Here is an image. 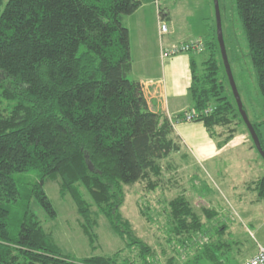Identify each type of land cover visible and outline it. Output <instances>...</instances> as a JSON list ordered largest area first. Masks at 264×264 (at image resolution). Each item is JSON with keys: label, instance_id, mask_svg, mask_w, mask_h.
<instances>
[{"label": "trees", "instance_id": "1", "mask_svg": "<svg viewBox=\"0 0 264 264\" xmlns=\"http://www.w3.org/2000/svg\"><path fill=\"white\" fill-rule=\"evenodd\" d=\"M236 5L264 101V0ZM140 6V0H0V264H132L120 258L126 250H136L140 264H158L121 211L126 186L145 182L146 190L158 191L162 163L181 150L169 118L150 110L132 76L127 19ZM207 38L200 65L199 53L189 52L190 112L200 114L194 122L221 138L222 147L245 123L218 38L212 32ZM251 123L264 149L263 123ZM23 175L37 180L22 182ZM47 182H58L61 197L73 200L92 250L100 216L126 248L113 256L65 254L30 207L36 199L57 218ZM253 186L264 199V176ZM161 213L168 244H196L204 222L185 195ZM203 213L213 219V210Z\"/></svg>", "mask_w": 264, "mask_h": 264}, {"label": "rangeland", "instance_id": "2", "mask_svg": "<svg viewBox=\"0 0 264 264\" xmlns=\"http://www.w3.org/2000/svg\"><path fill=\"white\" fill-rule=\"evenodd\" d=\"M161 2H166L164 9L170 8L171 21L166 20V24L173 31L172 37L177 42H207L208 34L203 33L209 27L217 38L215 0ZM217 2L229 66L250 122L263 123L261 135L264 143V101L251 63L236 0ZM196 53H199L194 55L199 65L208 58V51ZM167 118L174 126L175 120ZM241 133L248 136L244 140L246 144L240 147L244 150H233L209 167L199 165L192 153L188 152L187 145L176 139L181 150L162 163L164 174L158 191L146 190L145 182L126 186L122 214L131 222L137 237L155 252L158 264H242L254 257L260 248H264V199L258 197L252 183L264 176V161L243 123L239 124L237 136ZM251 149L254 151L253 156L249 153ZM251 157L261 161L262 171L254 165ZM20 179L22 182L37 180L27 175ZM44 190L57 211V218H49L36 199L31 201L30 207L45 230L54 235L65 254L76 259L93 255L113 256L126 248V242L116 236L107 220L100 216L96 228V249L92 250L80 228L73 200L69 196L61 197L58 182H47ZM179 195L187 197L204 222L202 235L197 236L195 245L191 243L187 248L167 243V219L161 213L163 207ZM87 199L90 201L89 197ZM205 209L213 210L212 220L205 217ZM149 218H153V221ZM120 258L140 264L136 250H126Z\"/></svg>", "mask_w": 264, "mask_h": 264}, {"label": "crops", "instance_id": "3", "mask_svg": "<svg viewBox=\"0 0 264 264\" xmlns=\"http://www.w3.org/2000/svg\"><path fill=\"white\" fill-rule=\"evenodd\" d=\"M140 1V8L128 17L127 25L133 59L132 76L135 81L142 85L150 110L175 120L173 126L175 138L187 145L188 152L192 153L194 160L199 165L205 164L209 167L233 150H244L240 147L246 144L244 140H247L248 136L245 134L236 135L227 145L220 147L221 138H211L202 123L181 122L185 114L192 110L188 95V89L191 85V54L183 53L169 59H163L162 51L192 41L177 42L178 40L172 37L174 33L170 28L169 33L161 38L159 13L155 0ZM160 4L163 8L166 2L163 4L160 0ZM167 8L163 9L165 14L167 13V21L170 22V8ZM211 32V27L206 28L203 35L208 34V37ZM249 153L253 156L254 151L251 149ZM252 160L255 162L254 165H257L262 171L261 161L254 158ZM214 168L216 170V167Z\"/></svg>", "mask_w": 264, "mask_h": 264}, {"label": "built area", "instance_id": "4", "mask_svg": "<svg viewBox=\"0 0 264 264\" xmlns=\"http://www.w3.org/2000/svg\"><path fill=\"white\" fill-rule=\"evenodd\" d=\"M158 13H159V33L161 38H163L166 34L169 33V28L163 18H161L160 12H159V1H155ZM203 50V44L201 42H187L184 44H179L171 47L170 49H163L162 51V58L163 59H169L174 56L183 54V53H189V52H201ZM200 117V114L192 111L189 113H186V115L183 117L184 119L182 122L185 123H191L197 120ZM242 264H264V248H260L258 250V253L252 257L251 259L245 261Z\"/></svg>", "mask_w": 264, "mask_h": 264}, {"label": "water", "instance_id": "5", "mask_svg": "<svg viewBox=\"0 0 264 264\" xmlns=\"http://www.w3.org/2000/svg\"><path fill=\"white\" fill-rule=\"evenodd\" d=\"M215 8H216V13H217V38H218V41L220 44V49H221L222 57H223L225 67L227 70L230 85H231L234 97L236 99L239 112H240L242 119H243L249 133H250V136L253 140L254 146L264 161V149L261 145L260 139H259L252 123L249 120V117H248L246 111L244 110L243 103L241 101V97L239 95L235 80H234L233 75H232L231 67L229 66L228 56H227L225 43H224V37H223L222 21H221V17H220V9H219V4H218L217 0H215Z\"/></svg>", "mask_w": 264, "mask_h": 264}, {"label": "bare ground", "instance_id": "6", "mask_svg": "<svg viewBox=\"0 0 264 264\" xmlns=\"http://www.w3.org/2000/svg\"><path fill=\"white\" fill-rule=\"evenodd\" d=\"M185 54V53H184Z\"/></svg>", "mask_w": 264, "mask_h": 264}]
</instances>
